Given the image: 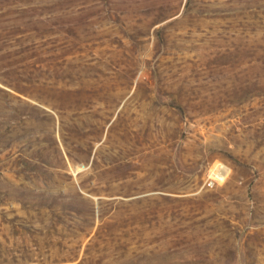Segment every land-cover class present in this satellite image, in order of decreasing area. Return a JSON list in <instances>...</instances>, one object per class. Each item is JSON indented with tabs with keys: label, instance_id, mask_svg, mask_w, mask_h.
Here are the masks:
<instances>
[{
	"label": "rangeland",
	"instance_id": "rangeland-1",
	"mask_svg": "<svg viewBox=\"0 0 264 264\" xmlns=\"http://www.w3.org/2000/svg\"><path fill=\"white\" fill-rule=\"evenodd\" d=\"M0 264H264V0H0Z\"/></svg>",
	"mask_w": 264,
	"mask_h": 264
}]
</instances>
